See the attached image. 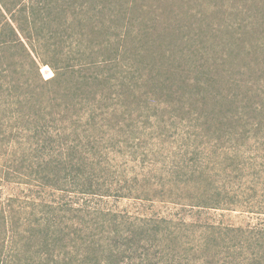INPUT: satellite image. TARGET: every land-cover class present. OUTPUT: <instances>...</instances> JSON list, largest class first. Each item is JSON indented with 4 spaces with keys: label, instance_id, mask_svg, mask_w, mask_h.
<instances>
[{
    "label": "rangeland",
    "instance_id": "374dc122",
    "mask_svg": "<svg viewBox=\"0 0 264 264\" xmlns=\"http://www.w3.org/2000/svg\"><path fill=\"white\" fill-rule=\"evenodd\" d=\"M39 1L0 0V264H264V0Z\"/></svg>",
    "mask_w": 264,
    "mask_h": 264
},
{
    "label": "trees",
    "instance_id": "16d2710c",
    "mask_svg": "<svg viewBox=\"0 0 264 264\" xmlns=\"http://www.w3.org/2000/svg\"><path fill=\"white\" fill-rule=\"evenodd\" d=\"M37 1H39V0H37ZM33 2H34V0H29V2L26 5L27 6L26 8L29 9L31 7V5H32ZM39 3H40V1H39ZM0 9H2V8L0 7ZM7 11L10 13V10L7 9ZM22 12H23V10H22ZM6 29H7L8 33H9L7 38L10 40V45L8 47L10 49H12V50H15V51L18 50V52H20V56H21V54L25 55L26 58L28 59V64L32 65L34 67V69L37 70L36 74H37V76L40 77L39 70H38V63L35 61V58L38 59V60H41V57L38 56L37 52L34 50V46H35V44H37V41L38 40L37 39H34V37L31 36V35H25V33L23 31H21L22 32L21 34H22V36H23L24 39H21L20 38L21 37V34L19 35L18 29H14L12 27V25L9 24V23L6 26ZM28 49H30V50H28ZM83 53H84V51H82L81 48H77L74 52L71 53V57H69L70 60H74L73 61V65L71 66L72 67L71 70H74L75 72H77L76 74H78V75L79 74H82L83 75V73H87L88 70H89V67H90L89 65L86 64L87 59L85 57V54H83ZM51 70L53 72L54 77L50 81H42V80H40V78L39 79L37 78L38 80H36V81H39L36 84V85H38L37 87H42L44 85H52V84H55V83L58 82L59 77L61 76V68L58 65H53V66H51ZM80 79L84 80V79H86V77L85 76H80ZM47 128H49V125H47ZM62 149L68 152V149L66 147H63V145H62V147L59 150H62ZM79 176L82 177V175L80 174V172H78L77 174L75 172L74 179L72 180V182L69 181V182H71L72 186L74 187V192H70V194H72V193H74V194H72L73 196L71 198L72 199V203H70L71 202V200H70L69 202L64 203V206L66 208H69V209H72V210H76V211L82 212L84 209L87 210V209L92 208L91 207L92 206L91 203L95 199L100 198L101 196H104V195H101L100 194V191L101 190L91 189L92 180H91V178L89 179V177H87L86 182L83 185L84 187L83 186L81 187L80 185H78V183H76L77 181H75V178L76 177H79ZM128 176L129 175H126L125 176V179H124L125 182H128V180L130 181V178ZM65 181H67V174L65 175V177H63V179L60 180L61 183L62 182L65 183ZM56 183L57 182H55V183H49V184L45 185V187L47 189L52 188V190H53L51 192V195L52 196H57L56 193L63 194L64 191H65V190L64 191H61V190L57 189V184ZM65 184H69V183L67 182ZM107 192H109V190H107ZM68 196H71V195H68ZM81 197H82V200H83V198H85L84 201H82V202H84L86 204V206H84V208L83 207H78L77 209H74V204L75 203L73 202V199H76V202H79V199ZM228 204L229 203H225V202L223 203L222 201H219L217 199L215 201V203L214 202L208 203L207 201L204 202V203H201V202L200 203H197L196 207L199 210H201V211H204V210H206V211H209V210L216 211V210H226V208H230V206H233V205H236V204H239V203H236V204H233V205H228ZM230 204H232V203H230ZM81 205L83 206V204H81ZM104 216H105V218H111L113 222H116L117 219L119 218L117 215H115L113 213H110V212H107ZM163 218L164 219H162L160 222H165V223H169L170 224V222H171V219L170 218L169 219L168 218H165V217H163ZM122 219L123 218H120L119 220H122ZM132 222L134 224L136 223L133 220H132ZM139 222L149 223V221H146V220H140ZM151 224H154V223H151ZM130 225L132 227V223ZM250 232L253 233V234H255V235L256 234L260 235V234H264V229H261V228L260 229H257L256 228V229H252ZM115 235L117 237L116 240L118 238H121V237H119V234H117V233L116 234H113L112 236H115ZM128 240H129V242H128ZM128 240H125V242H122L123 245L127 247V249L125 250V252H127V253L124 255L125 256L124 258H127L128 259L127 260V263L128 264H133L132 263V260L135 259L136 260L135 261V264H144V261H147L148 260L147 257H146V256H148L147 250L145 249L143 253L142 252L137 253L138 252L137 250H133V247L130 244V239H128ZM145 241H141V242H145ZM57 242H59V240H57ZM114 243H116V241ZM241 248H243V247H241ZM261 248H262V246H261ZM45 249H46V247H45ZM141 250H142V247H141ZM247 252H248V254L246 255L247 261H249V260L254 259L255 257H257V255H255V254L250 255L249 254V251H247ZM119 254L120 253H113L112 251H110L109 258H108V260H109V263L108 264H113L112 262H114V256H117V255L119 256ZM141 256H142V259H141ZM51 258L52 257L49 256L50 262L52 260ZM137 259H139V260H137Z\"/></svg>",
    "mask_w": 264,
    "mask_h": 264
}]
</instances>
